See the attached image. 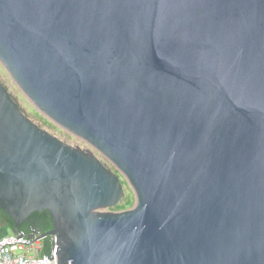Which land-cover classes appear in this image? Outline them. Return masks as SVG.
Instances as JSON below:
<instances>
[{"label":"water","instance_id":"95a60500","mask_svg":"<svg viewBox=\"0 0 264 264\" xmlns=\"http://www.w3.org/2000/svg\"><path fill=\"white\" fill-rule=\"evenodd\" d=\"M0 65L113 167L0 81L12 232L46 211L56 264H264V0H0Z\"/></svg>","mask_w":264,"mask_h":264},{"label":"built area","instance_id":"2783aa9c","mask_svg":"<svg viewBox=\"0 0 264 264\" xmlns=\"http://www.w3.org/2000/svg\"><path fill=\"white\" fill-rule=\"evenodd\" d=\"M63 140V139H62ZM63 141L83 150L92 149L87 143L73 138ZM90 148V149H89ZM96 153V152H94ZM97 154V153H96ZM97 156L108 165V162ZM48 244H45V241ZM0 264H56L53 252V234L46 235L39 229L17 230L0 236ZM66 264H70L68 261Z\"/></svg>","mask_w":264,"mask_h":264},{"label":"rangeland","instance_id":"374dc122","mask_svg":"<svg viewBox=\"0 0 264 264\" xmlns=\"http://www.w3.org/2000/svg\"><path fill=\"white\" fill-rule=\"evenodd\" d=\"M0 81L2 82L3 86L5 87V89L8 91V93L10 94V96L16 101L18 107L35 123L39 124L40 126H42L44 129H46L47 131L51 132L52 134H55L57 137H59L60 139H66V140H71L73 138H75L74 136H71L70 134H68L67 132H65L64 130L58 128L57 126H55L53 123H51L49 120H47L46 118H44L42 115H40L36 109L33 107V105L28 101V99L22 94V92L18 89V87L14 84V82L11 80V78L9 77V75L6 73V71L3 69V67L0 65ZM41 117L43 119H46L48 122L51 123V126L48 124H45L42 120ZM79 140V139H78ZM82 143H84L82 140H80ZM90 149V148H89ZM90 151H92L91 153L95 156H97L96 153H94L93 149H90ZM107 161V160H106ZM108 162V167L112 168L111 164ZM113 170V168H112ZM120 179L122 181V186H123V190L125 193V196H129L131 199V206H133L134 204V194L132 192V190L129 188L128 184L125 182L124 178L120 176ZM130 206V207H131ZM129 207V208H130ZM111 211V210H108Z\"/></svg>","mask_w":264,"mask_h":264},{"label":"trees","instance_id":"16d2710c","mask_svg":"<svg viewBox=\"0 0 264 264\" xmlns=\"http://www.w3.org/2000/svg\"><path fill=\"white\" fill-rule=\"evenodd\" d=\"M41 120L45 123L51 126V123L48 122L46 119H43L41 117ZM113 168V167H112ZM131 206V199L129 196H124L123 199L114 207L110 208L112 211H119L123 209H127ZM30 216L34 217L36 216L37 218L41 219L40 223L37 224H21L18 226V230H28L31 227H35L36 229H39L42 233H46L52 228V221L49 218V214L46 211L42 212H33ZM0 222H2L5 225H8L9 228L13 229V222L10 219V217L4 213L3 211L0 210ZM45 244H48V241H45Z\"/></svg>","mask_w":264,"mask_h":264},{"label":"flooded vegetation","instance_id":"af4514ba","mask_svg":"<svg viewBox=\"0 0 264 264\" xmlns=\"http://www.w3.org/2000/svg\"><path fill=\"white\" fill-rule=\"evenodd\" d=\"M33 213V212H32ZM31 213V214H32ZM30 214V215H31ZM28 216V218L25 220V221H23L21 224H37V223H40L41 222V219L40 218H37L36 216H34V217H32V216ZM49 218L51 219V221H52V227H53V223H54V221H53V219L50 217V215H49ZM20 224V225H21Z\"/></svg>","mask_w":264,"mask_h":264},{"label":"crops","instance_id":"0c3cea01","mask_svg":"<svg viewBox=\"0 0 264 264\" xmlns=\"http://www.w3.org/2000/svg\"><path fill=\"white\" fill-rule=\"evenodd\" d=\"M11 232H12L11 228H9L8 225H5L2 222H0V236Z\"/></svg>","mask_w":264,"mask_h":264}]
</instances>
